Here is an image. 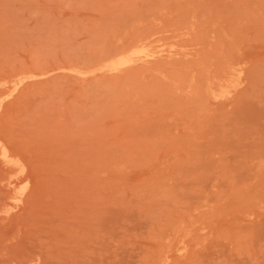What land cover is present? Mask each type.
I'll use <instances>...</instances> for the list:
<instances>
[{
	"label": "rangeland",
	"instance_id": "obj_1",
	"mask_svg": "<svg viewBox=\"0 0 264 264\" xmlns=\"http://www.w3.org/2000/svg\"><path fill=\"white\" fill-rule=\"evenodd\" d=\"M0 264H264V0H0Z\"/></svg>",
	"mask_w": 264,
	"mask_h": 264
}]
</instances>
